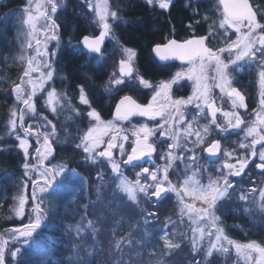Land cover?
I'll use <instances>...</instances> for the list:
<instances>
[{
    "label": "snow or ice",
    "instance_id": "6c2138e0",
    "mask_svg": "<svg viewBox=\"0 0 264 264\" xmlns=\"http://www.w3.org/2000/svg\"><path fill=\"white\" fill-rule=\"evenodd\" d=\"M144 2L169 13L174 4V0ZM82 4L92 14L91 23L99 34L83 35L76 44L70 39L68 47L72 54L86 56L88 62H100L105 55L103 45L106 39H111L120 52V59L116 70L109 74L104 91L111 95L122 86L134 83L154 91L147 104L123 96L116 104L112 119L105 120L92 106L89 87L78 83L79 104L88 109L86 113L81 112L68 93L57 90L54 85L63 67H57L62 52L63 22L59 13L66 8V0H26L14 13L18 31L24 39L13 59L22 67V72L18 82H11L10 95L14 101L9 107L5 128L8 136L17 141L16 148L23 153L21 167L27 180L21 181L22 187L12 197L10 211L17 218L25 216L29 201L25 194L28 181L32 186V207L27 224L0 232V264H32L31 251L38 244L36 237L58 216L55 203L58 189L74 185L81 192L87 191V178L75 168H69L63 162L51 164L49 158L55 159V146L66 143L71 132L65 128V139L60 140L57 124L40 110L41 97L43 108L54 116L68 113L65 122L87 117V129L71 137L78 140L74 150L83 153L85 164L101 166L96 171L97 201L81 205V220L65 229V235H70L73 242L67 260L60 264H144V249H149V257H160L150 260L149 264H177L173 257L183 250L185 242L190 245L191 253L187 264H216L217 258L228 264L233 255L232 264H264V241L233 239L223 220L227 214L225 206L236 192L230 177L242 178L247 174L250 161L264 176V0H216L217 19L207 12L201 15L199 0H184V8L191 10L186 27L193 35L184 40L173 38L163 44H154L152 51L161 61L179 60L187 67L156 85L145 79L136 67V49L126 46L116 35L118 25L133 23L125 19L122 6L117 3L113 7L111 0H82ZM8 15L11 14H6L5 18ZM201 24L208 25L207 32L197 35L196 28ZM172 30L175 32V27ZM217 37L222 46H211ZM52 42L55 47L50 48ZM245 69H255L258 86V104L250 121L240 111L243 109L246 113L248 104L245 94L236 86L237 75ZM60 79L63 81L68 77L61 76ZM185 80L191 83L192 93L186 98L174 97L173 86ZM215 89L219 90V97L213 94ZM224 102L230 104V110L224 109ZM189 106H194L195 112H191ZM136 116L152 121L159 118L160 122L155 127L143 123L133 125L131 130L125 129L123 123ZM201 119L207 123L201 124ZM230 129L244 132L238 143V148L243 150L239 155L236 148L222 144V139L226 140L227 135L232 134ZM157 136L166 138L159 141L161 145L171 141L159 154L161 164L154 160ZM33 137L37 144L35 153L30 151ZM221 155L224 159L216 166V175L200 163L202 159L215 163ZM177 161L184 165L183 172L179 171ZM145 164L154 167H145ZM103 165L111 171L108 181H105ZM126 167L139 169L134 180L124 175ZM205 172L209 173L206 184L201 180ZM173 173L177 177L175 182L170 179ZM8 176L5 172V177ZM106 183L114 184L111 199L97 211L100 190ZM256 192H259V198H254L252 203L264 213V187L241 191L239 200L248 202ZM169 193L177 198L179 223L182 225L187 219L191 235L176 231L177 221L169 216L165 217L159 236L162 245L154 244L155 236L148 231V225L159 220V204ZM142 201L152 203L156 211L141 208L143 233L140 224L131 225L125 231L124 213L134 214L135 209L131 206L140 207ZM90 207L94 210L91 213L93 219H88ZM252 211L250 207L243 209L247 215ZM169 225L174 228L171 233L167 231ZM101 255L105 257L102 261L98 260Z\"/></svg>",
    "mask_w": 264,
    "mask_h": 264
},
{
    "label": "trees",
    "instance_id": "16d2710c",
    "mask_svg": "<svg viewBox=\"0 0 264 264\" xmlns=\"http://www.w3.org/2000/svg\"><path fill=\"white\" fill-rule=\"evenodd\" d=\"M25 1L0 0V20L7 12L10 11L11 13L19 6H22ZM111 3L113 7L119 3L124 9L123 15L125 19L133 21L131 24L118 25L116 27V35L126 46L136 49V64L137 68L140 69L139 71L149 77L165 74V69L161 68L151 55V45L163 41L166 35L172 33L173 27H175L174 36L178 39L191 34V30L186 27L191 16V10L184 8V0H174L170 13L156 10L157 7H149L144 0H111ZM66 5V8L59 13L60 20L63 22L61 27L62 52L57 65L58 68L61 65L63 66L60 73L62 76L68 77L66 79L68 82V86L66 85L65 87L66 91L69 93L74 92L76 84H85L90 90L92 106L98 109L103 116L108 117L112 113L111 106L114 101L110 98L104 99L103 83L105 78H103L101 70L95 69L92 62H88L86 56H74L68 47L70 39L72 44H76L82 35H90L92 33L84 17L82 0H66ZM204 6L203 1L199 0L200 13L205 10ZM196 32L203 33L204 24L197 27ZM92 34L94 35L95 33ZM6 36H0V74L5 72V56L9 53L10 48L11 35L6 33ZM0 87V232H3L5 229L22 227L23 224L28 223V213L32 207L30 199L32 186L31 181H28L25 194L29 197V201L26 205L25 216L15 217L10 211V206L13 204L12 197L22 187L21 181L27 180V178L23 176V168L21 167L23 164V153L16 148L17 141L14 137L8 136L5 128L9 107L14 99L6 85L1 83ZM59 118L60 115L56 119L52 118V120L57 124V128L60 130V140L63 141L65 139V128L71 132V135L74 132L70 128L71 126L66 127L65 124L59 121ZM71 137L68 138L66 143L57 144L55 146V159L51 157L49 159L53 165L63 162L69 168H75L77 172L83 174L82 159L78 158L80 157V155L78 156L79 152L78 154L75 153L76 151L73 149L75 142ZM45 163L48 164V161H45ZM5 172L9 174L8 177H5ZM33 178H36L35 175H33ZM58 193L59 189L55 201L58 205V216L40 236L36 237L38 244L31 251L32 264H60V261L67 260L73 241L70 235H65V229L68 225H73L74 222L77 223L81 220L83 209L80 206L88 203V201L84 200V197L90 195L81 193L76 195L74 192L59 198ZM101 207L102 205L98 208L100 209ZM93 211V208L90 207L88 217L93 216L91 214ZM125 216L126 219L123 222L125 231H128L131 225L140 224L138 222L133 223L135 221L130 218L131 216L128 213H125ZM8 217H11V219ZM223 220L225 225L228 226V234L233 239L241 242H246L247 240L264 241V230L259 225L258 227L252 224L246 214L239 211H227ZM108 223L110 224L111 220ZM140 225V232L143 233L144 226L143 224ZM235 225H239V227H233ZM150 233L155 236L153 243L162 245V241L159 240V231L151 230ZM148 251L149 249H144L143 251L144 264H149V261L154 258H160L159 256L149 257ZM189 255V253L184 252V255L178 254L173 259L177 264H187ZM104 258V255H101L98 260L102 261Z\"/></svg>",
    "mask_w": 264,
    "mask_h": 264
},
{
    "label": "rangeland",
    "instance_id": "374dc122",
    "mask_svg": "<svg viewBox=\"0 0 264 264\" xmlns=\"http://www.w3.org/2000/svg\"><path fill=\"white\" fill-rule=\"evenodd\" d=\"M204 3V7L205 10L201 13V15H203L205 12H207L210 16H212L213 19H217L218 18V14L216 13V0H201ZM26 3V1H25ZM24 3V4H25ZM23 4V5H24ZM22 5V6H23ZM19 6L17 9H15L14 11H12L10 13L7 12L6 14H11L8 15L7 18H5L6 14L1 18L0 20V36L4 37L6 36V33H10L11 35V41L9 42V53L5 56L6 57V65H5V72L3 74H0V85L1 83H3L4 85H6L7 88H9V90L11 91V82L12 81H17L18 82V77L20 75V73L22 72V67L19 66L17 63L14 62V57L16 56L18 50H19V46H20V41L24 39V37L22 35H20L18 29H19V24L16 18V15H14V13H17L18 10L22 7ZM158 8V7H157ZM83 10H84V17L85 20L87 22V26L89 27V29L92 30V33H95L94 35H98L99 34V30L96 28V26L94 24L91 23V19H92V14L88 12V9L86 7V5L83 4ZM7 27V29H6ZM207 24H204V32L202 34H206L207 32ZM90 35H93V34ZM192 33V31H191ZM197 33V32H196ZM193 34V33H192ZM231 34V33H230ZM7 37V36H6ZM235 38L234 34H233V39ZM9 40V38H8ZM106 44L104 47V58L102 61L97 62L96 60H92V64L93 67L95 69H100L101 73L103 74V78H105V82L104 84L108 81V77L109 74L112 73L114 70H116V66L118 64V61L120 59V52L118 50V48L115 46L114 41H112L111 39H106ZM211 46L213 47H218V46H222L220 43V38L217 37L216 39H214L211 43ZM50 48L55 47V42H52L49 45ZM225 58H227V53L224 54ZM4 57V58H5ZM3 58V59H4ZM58 67V66H57ZM187 65L186 64H179L176 69L173 70V73L170 75L169 79L177 72L180 71L182 68H186ZM62 76V74L58 73L55 81H54V85L57 88V90H62V91H66V85L68 86V82L66 80H61L60 77ZM168 80V79H167ZM237 83L236 85H238L243 91H245V93L247 94L248 98H249V102L250 99H252V101H254V105L257 106L258 104V86H257V81H256V72L255 69H253L252 71H248L247 69H245L244 72H241L237 75L236 77ZM2 81V82H1ZM104 81V80H103ZM182 82L185 83V85H182ZM152 84L156 85L159 84V82H152ZM187 84V86H186ZM179 88H185V87H189V95L192 93V85L190 82L188 81H181L180 84L178 85ZM177 86H173V89L176 88ZM1 88V87H0ZM178 88V87H177ZM131 90V91H130ZM103 91H104V87H103ZM139 91H142L144 93H146V100H150L151 96L153 94L154 89H147V88H143L141 87L138 83H134V84H129L128 86L124 87L122 86L120 88V90H116L114 91L111 95L107 92L104 91V99H113L114 102H117L118 99L120 97L123 96L124 93H132V92H136L139 93ZM180 91V90H179ZM67 92V91H66ZM68 95L72 98V103L74 105H76L81 112L86 113L87 112V106L85 105H81L79 104V100H78V91L76 90V88L74 89V92H67ZM129 93V94H130ZM213 94L216 97L220 96L219 90L215 89ZM188 95V96H189ZM133 96V95H132ZM176 98L180 97L178 95L175 96ZM14 99V97H13ZM42 100L43 97H41V100L39 102V106H40V110L43 112L44 115H47L49 117V119L52 120V118H57V116H54L51 112H49L47 109L43 108V104H42ZM14 101V100H13ZM226 101V98H225ZM13 103V102H12ZM11 103V105H12ZM219 103V101H218ZM115 106V105H114ZM223 107L225 110H230V104L227 102L223 103ZM98 110V109H97ZM242 112V110H240ZM100 112V111H99ZM243 113V112H242ZM68 115V113H62L60 114V118L59 121L62 122L63 124L67 126H71L70 128H72L74 134L72 133V137L77 136L80 132L84 131L87 129V127L89 126L88 123V119L85 116L82 120L80 118H76L74 121H67L65 122V117ZM102 115V114H101ZM219 115V114H218ZM103 119L105 120H110L112 119V113L106 117L103 116ZM244 118L248 121H250L251 119H253L254 117L251 116L250 112H248L246 115H244ZM54 121V120H53ZM143 123H147L149 125V127H155L156 124H158V119L156 121H141V120H131L130 122L126 121L123 123V127L125 129L131 130L133 125L139 126L140 124ZM203 124V123H202ZM230 131V130H229ZM62 134V133H61ZM130 134V132H129ZM63 135V134H62ZM159 136H157L156 140H157V144H158V140H159ZM234 141H232V146L231 148H234V146L236 145V141L239 140L240 138L234 134L233 137H231ZM72 139V138H71ZM75 143L78 142V140H74L72 139ZM238 141V143H239ZM171 141H169L168 143H170ZM32 147L30 149V151L32 153H35V149L37 147L36 144V140L33 137L30 141ZM131 141H129V145H130ZM237 143V144H238ZM238 146V145H237ZM257 148L259 149V145H257ZM73 149H74V145H73ZM128 150L130 151V146L128 147ZM78 154V152L80 154H78V156L80 155V159H82V155L83 153L75 150ZM243 151V150H242ZM159 149H157V153L158 154ZM240 151L238 152L239 155ZM156 154H154V158L155 163L156 164H160V161H157V156ZM117 158L118 154H117ZM126 159V157H125ZM224 159V158H223ZM222 160H220V163H222ZM51 161V160H50ZM233 163H235V160L232 161ZM201 165L207 166L209 168V166L207 164H204L203 162H200ZM51 164L53 165V163L51 162ZM177 164L179 165V171L183 172L184 170V165L180 164L179 161H177ZM145 167H154V165H149V164H145L143 165ZM217 164L215 165V167L213 169H209V172H211L213 175H216L215 173V168H216ZM101 166H96L93 167L91 165L85 164L82 160V171L83 174H81L83 177L87 178V191L82 193L76 186L74 185H65L63 188L59 189V193H58V197L61 198L66 194H73L74 192L76 193V195H79L78 193L81 194H90L87 197H84V200L86 201H97V181H96V171L98 170V168ZM102 167H104L106 169L105 172V181H108L109 178L111 177V171L110 169L107 168V165H103ZM139 171V169H133L131 167H126L124 169V175L127 176L129 179L134 180L135 179V173ZM208 172H205L202 174L201 176V180L203 183H207L208 182ZM256 178V179H254ZM170 179L173 180V182L176 181L177 177L176 174L174 173V176L171 177ZM231 180H233L235 187H236V192L233 193V197H232V201L225 206L226 211L229 212H235V211H239L243 214H245L243 212V209L245 207H250L253 209L251 215H247L249 218V221L254 224V225H259L260 228L262 230H264V213H261L255 206V204L252 203L253 199L255 198L256 200H258L259 198V192L254 193L252 196L249 197V201L245 202V201H241L239 200V195L241 193V191L247 192L250 188L256 187H264V176L261 175V172H258L257 176H248V175H243V179L241 177H230ZM114 187V184H109L106 183L104 185V187L101 188L100 190V197H101V201L99 203L96 204V208H98L99 206L106 204L110 199H111V191L112 188ZM74 189V191H73ZM87 198V199H85ZM132 208L135 209L134 214L130 215L131 219L135 222L133 223H140L143 224V220L141 219V208H146L148 211H156V209L153 207L152 203H144L142 201L140 207H136L135 205L131 206ZM96 210H99L96 209ZM177 198L175 196V194L173 193H169L168 194V198L163 200L160 204H159V210L157 211V215L159 216V220H153L152 223H150L148 225V231L151 232V230H158L160 235H162V229H163V225L165 222V217H171L174 221H177V226H176V231H185L188 232L189 235H191L189 229H188V221L187 219H185L184 223L181 225L179 223V218L177 216ZM219 214V213H218ZM125 215V213H124ZM94 218V216H92ZM92 217H88V219H93ZM81 218V217H80ZM80 221V220H79ZM130 221V220H129ZM76 223L74 222L73 225H75ZM258 226V227H259ZM144 230V229H143ZM174 230L172 225H169L167 228L168 232H172ZM184 252H187L189 254L190 253V245L186 242L183 250L179 253V255H184ZM154 259H158V258H154ZM235 259V256L233 255L229 261L228 264H232V261ZM153 260V259H152ZM223 264V259L222 258H217L216 264Z\"/></svg>",
    "mask_w": 264,
    "mask_h": 264
},
{
    "label": "flooded vegetation",
    "instance_id": "af4514ba",
    "mask_svg": "<svg viewBox=\"0 0 264 264\" xmlns=\"http://www.w3.org/2000/svg\"><path fill=\"white\" fill-rule=\"evenodd\" d=\"M156 10H160L159 8H157ZM197 35H203L202 33H196ZM193 34L191 33V34H189V35H187L186 37H184V38H181V39H178L177 37H175L174 36V32L172 31V33L171 34H168V35H166L165 37H164V40L163 41H161V42H157V43H160V44H163V43H166L167 42V40L168 39H173V38H175V39H177V40H184V39H187V38H190L191 36H192ZM157 43H155V44H157ZM153 46H154V44H152L151 45V55H152V57H153V59L157 62V64L161 67V68H163V69H165V74H163V75H160V76H156V77H149V76H146L143 72L141 73L143 76H144V78L145 79H147V80H149V81H151V82H160L161 80H167V79H169V77H170V75L173 73V70L174 69H176V67L179 65V64H182V62L181 61H179V60H167V61H161V60H159L158 59V57L154 54V52L152 51V48H153ZM105 47V45H103V48ZM135 63H136V61H135ZM136 67H137V64H136ZM140 70V69H139ZM182 85L184 86L185 85V83L184 82H182ZM175 86H177L176 88H174L173 89V96L175 97L176 95H178V96H180V97H187L188 95H189V87H185V88H179V86L178 85H174V87ZM186 86H187V84H186ZM244 94H245V96H246V99H247V104H248V108H247V112L245 113V110H243L242 109V112L244 113V115H246L248 112H250V114H251V116H252V112H253V109H256L257 108V106H255L254 105V101H252V99H250V101L251 102H249V98H248V96H247V94L245 93V91H243L238 85H236ZM180 90V91H179ZM131 91V90H130ZM130 93V92H129ZM124 93L123 94V96H125V95H128V96H131L133 99H135L136 101H137V103H140V104H147L148 102H149V100H146V93H144V92H142V91H139V93H134V92H132V93ZM133 95V96H132ZM116 104V102H114L113 103V105L111 106L112 108H111V112H112V116H113V109H114V105ZM190 107V109H191V112H195V108H194V106H189ZM158 119V122H160L159 121V118H157ZM189 119H191V115H189ZM131 120H135V121H137V120H141V121H146V122H148V121H150V120H148L146 117H139V116H136V117H132L131 119H130V121ZM221 122H222V120H221ZM200 123L202 124V123H207V121L206 120H204V119H201V121H200ZM229 132H231L232 134L231 135H227V139L226 140H223L222 139V144L225 146V147H229V148H231V147H233L232 145V141L234 142V144H235V141L231 138V137H233V135L234 134H236L239 138H240V140L242 139V137L244 136V132L243 131H241L240 129H230V131ZM161 139H164V140H166V138H159V140H158V147H157V149H159V152H158V154H156V156H157V161L159 162L160 161V159H159V154L164 150V149H166L167 148V143L169 142V141H167L166 143H164V144H159V141L161 140ZM238 141L239 140H237L236 141V145L234 146V148H236L237 149V154H238V152L240 151V152H242V150H240L239 148H238ZM240 142V141H239ZM202 155H205L206 156V154H202ZM223 159V156L221 155V159L220 160H222ZM255 159V158H254ZM154 160H156L155 158H154ZM220 160H216L215 161V163H212V164H210L209 163V161L208 160H206V159H202L200 162H203L204 164H207L208 166H209V169L211 168V169H213L214 167H215V165L217 164V165H219V163H220ZM157 163V162H156ZM162 162L160 161V164H161ZM246 172H247V174H245V175H248V176H257L258 175V172H260V170L259 169H256V167H255V164L254 163H252L251 161H250V163H249V168L246 170ZM174 176V173L173 174H171L170 175V178L171 177H173ZM242 179H243V177H242ZM254 179H256V178H254ZM251 189V188H250Z\"/></svg>",
    "mask_w": 264,
    "mask_h": 264
},
{
    "label": "water",
    "instance_id": "95a60500",
    "mask_svg": "<svg viewBox=\"0 0 264 264\" xmlns=\"http://www.w3.org/2000/svg\"><path fill=\"white\" fill-rule=\"evenodd\" d=\"M82 38V37H81ZM80 38V39H81ZM155 54V53H154ZM159 59V58H158ZM160 60V59H159ZM123 97V96H122ZM122 97H120L119 99H118V101L116 102V104L120 101V99L122 98ZM116 104H115V106H114V109H113V113H114V111H115V107H116Z\"/></svg>",
    "mask_w": 264,
    "mask_h": 264
},
{
    "label": "bare ground",
    "instance_id": "6f19581e",
    "mask_svg": "<svg viewBox=\"0 0 264 264\" xmlns=\"http://www.w3.org/2000/svg\"><path fill=\"white\" fill-rule=\"evenodd\" d=\"M84 35H88V34H84ZM82 36H83V35H82ZM82 36H81V37H82ZM81 37H80V38H81ZM79 40H80V39H79ZM105 44H106V42L104 43V45H105Z\"/></svg>",
    "mask_w": 264,
    "mask_h": 264
}]
</instances>
